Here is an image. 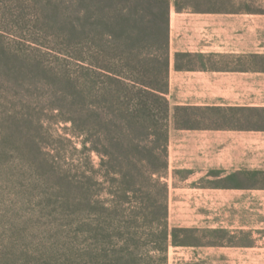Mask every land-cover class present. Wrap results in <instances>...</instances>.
<instances>
[{"label": "rangeland", "instance_id": "374dc122", "mask_svg": "<svg viewBox=\"0 0 264 264\" xmlns=\"http://www.w3.org/2000/svg\"><path fill=\"white\" fill-rule=\"evenodd\" d=\"M82 1L0 0V264H222L224 232L169 221L170 111L130 87L164 89L165 0H97L93 43ZM85 60L99 152L71 121Z\"/></svg>", "mask_w": 264, "mask_h": 264}, {"label": "crops", "instance_id": "0c3cea01", "mask_svg": "<svg viewBox=\"0 0 264 264\" xmlns=\"http://www.w3.org/2000/svg\"><path fill=\"white\" fill-rule=\"evenodd\" d=\"M169 221L264 264V0H169Z\"/></svg>", "mask_w": 264, "mask_h": 264}, {"label": "trees", "instance_id": "16d2710c", "mask_svg": "<svg viewBox=\"0 0 264 264\" xmlns=\"http://www.w3.org/2000/svg\"><path fill=\"white\" fill-rule=\"evenodd\" d=\"M159 3V2H158ZM157 3V4H158ZM154 4H151V7H153ZM97 0H83L82 1V16H81V26L83 28L84 34L86 35V40L90 43H93L92 36L95 31L96 27L98 25L97 23ZM168 11H169V0H165L164 7L161 13V16L163 18L164 27H165V43L166 48L168 50ZM155 19L158 20L160 18V13L153 15ZM156 28V25H154ZM87 63L84 65V82L81 85V89L79 91V95L82 97L83 101L85 102V108L82 109L81 112H77V115L79 118H73V123L76 124L78 122L77 126L75 128L79 129L78 134L83 136L82 143L84 145V149L88 152L96 151L99 152L97 147V128H96V120H95V76H96V68L97 65L94 62V60H85ZM168 56L165 60V86L163 90H158L155 88H152L151 85H147L145 83H138L137 81H133L132 89L139 87L138 84L144 86L146 90H150L152 92L157 93L160 95L164 102L165 109L168 111L170 109L169 107V101L167 99V78H168ZM116 80H121V76L117 75L115 73ZM166 118V114L164 115ZM78 119V120H77ZM167 142H168V135L167 140L165 143V153L167 156ZM150 177L153 175H159L158 171L155 168L149 169ZM167 187V186H166ZM168 189V187H167ZM168 193V191H167Z\"/></svg>", "mask_w": 264, "mask_h": 264}]
</instances>
